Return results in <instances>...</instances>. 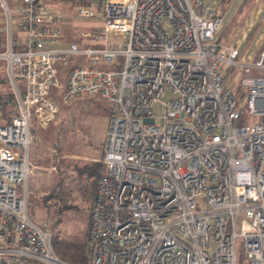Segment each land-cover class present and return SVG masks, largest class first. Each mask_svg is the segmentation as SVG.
Listing matches in <instances>:
<instances>
[{"label":"built area","instance_id":"2783aa9c","mask_svg":"<svg viewBox=\"0 0 264 264\" xmlns=\"http://www.w3.org/2000/svg\"><path fill=\"white\" fill-rule=\"evenodd\" d=\"M93 2L76 13L98 23L81 35L101 45L57 47L63 15L18 0L22 35L0 53L14 102L0 125V264H72L28 214L31 117L46 127L60 102L89 94L111 117L85 264H237V237L250 264H264V48L250 62L243 43L220 42L223 18L204 0ZM72 55L88 65H72L64 85ZM230 67L261 71L241 75V102Z\"/></svg>","mask_w":264,"mask_h":264},{"label":"rangeland","instance_id":"374dc122","mask_svg":"<svg viewBox=\"0 0 264 264\" xmlns=\"http://www.w3.org/2000/svg\"><path fill=\"white\" fill-rule=\"evenodd\" d=\"M252 0H248L251 2ZM77 9L72 8V24L60 27L61 36H67L72 41H76L80 47H96L101 44L93 38L83 37L81 33L86 30L93 31L97 28L98 23L88 21L77 16ZM221 29H219L220 31ZM234 34L233 27H226L224 33L220 37V42L230 43ZM111 39H115L114 37ZM248 41L242 46V54L248 55L246 61L253 62L261 48L253 51V45ZM250 43V44H249ZM251 46V47H250ZM246 58V57H245ZM84 64L88 65L83 55H72L67 65L61 66L63 72H59V77L65 85L67 78V71L72 65ZM95 66L110 68L112 64H96ZM232 67L229 69L228 79L231 87L235 93L238 102H241V75H258L261 71L257 68H251L246 73L242 69L234 71L232 74ZM231 70V71H230ZM231 73V74H230ZM63 91V88L50 87V93L56 94ZM243 122H247L249 115L245 106L242 108ZM111 117V107L109 103L104 101L98 94L76 95L73 96L68 103H59V111L51 120L48 126L39 127L34 120L33 114L31 117V140L29 145V157L33 165V172L29 175L27 183V210L29 217L39 225H45L52 231V233L60 238H67L72 241H84L89 228V214L92 206V198L89 195H79L76 191L77 186L73 183V200L76 207L67 209L60 216L59 219L50 212L49 214L44 210L43 206L37 199L39 195L48 190L52 183L56 181V173L51 175L44 174V167L48 163L47 154L48 148H52L54 137L57 134L58 125L63 123L64 130L62 132V141L60 142L61 150L64 153H72V156L77 155L79 161L84 162L86 156L90 154L98 155L104 149V142L108 130L109 120ZM36 136H35V135ZM35 138V139H34ZM40 139V140H39ZM236 254L237 264H250L243 247V238H236Z\"/></svg>","mask_w":264,"mask_h":264},{"label":"crops","instance_id":"0c3cea01","mask_svg":"<svg viewBox=\"0 0 264 264\" xmlns=\"http://www.w3.org/2000/svg\"><path fill=\"white\" fill-rule=\"evenodd\" d=\"M204 1L210 3L215 14L223 18L221 30L218 33L219 40V36H222V32L224 33L227 26L234 28L232 41L224 44L239 42L245 44L248 41H253L250 42L251 45H253V51L264 44V0H252L243 6L241 5L242 0ZM41 2L45 6L55 9L63 15L60 27H66L72 24L73 7L77 9L81 5H95L93 0H88L86 2L85 0H41ZM18 17V0H0V53L7 49L9 42H14L21 37L22 33L19 30ZM69 42H72V40L64 35L61 36L55 46L65 47ZM18 86L21 89L23 84L18 82ZM13 110V85L9 78L6 60L0 57V125L6 123ZM52 151V149L48 148L45 152L49 160L48 163H46V167L43 168L46 176L57 173L60 167H71L73 165L81 166L93 161H100L103 153V150H101L98 155H85V161L81 162L77 157L78 154L75 157L72 156V153H64L60 149L57 154L54 152L56 155L54 156ZM53 164L55 165V170L50 171L49 169Z\"/></svg>","mask_w":264,"mask_h":264},{"label":"trees","instance_id":"16d2710c","mask_svg":"<svg viewBox=\"0 0 264 264\" xmlns=\"http://www.w3.org/2000/svg\"><path fill=\"white\" fill-rule=\"evenodd\" d=\"M86 1L88 0H85V2ZM247 3L248 0H242L241 5L243 6ZM63 70V68H60L61 72H63ZM63 130V123L59 124L56 131L57 134L52 143V148L54 149L52 152L54 156H56L55 153L57 154L61 149L60 142L62 141L61 135ZM104 170L105 168L101 161H93L81 166L73 165L71 167H60L56 173V181L52 183L48 190L42 192L37 199L48 214L52 212L55 218L59 219L65 210L77 206L72 202L73 183L77 186L76 191L79 195H89L93 200L97 179ZM84 241H72L67 238H60L52 233V244L55 252L62 259L72 264L86 263L83 249Z\"/></svg>","mask_w":264,"mask_h":264}]
</instances>
